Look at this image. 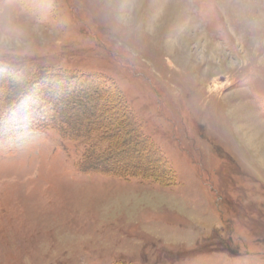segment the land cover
Segmentation results:
<instances>
[{
	"label": "rangeland",
	"instance_id": "obj_1",
	"mask_svg": "<svg viewBox=\"0 0 264 264\" xmlns=\"http://www.w3.org/2000/svg\"><path fill=\"white\" fill-rule=\"evenodd\" d=\"M9 2L0 264H264V0Z\"/></svg>",
	"mask_w": 264,
	"mask_h": 264
},
{
	"label": "trees",
	"instance_id": "obj_2",
	"mask_svg": "<svg viewBox=\"0 0 264 264\" xmlns=\"http://www.w3.org/2000/svg\"><path fill=\"white\" fill-rule=\"evenodd\" d=\"M70 76L72 77V79L75 78V79L79 80L80 77H87V78H89L91 75H83V74L81 75V74H78L77 73V75L71 74ZM39 77H40V82H43V83L46 82L47 84H49L48 82H51L54 78H56V77H53L52 74H46L44 76L43 75H40V76L37 77V80L38 81L36 80L37 81L36 84L39 83ZM43 77H45V78H43ZM67 78H68V76H67ZM68 80L69 79H66V81H68ZM72 82H73L72 83V86H75L76 83H77V82H75L73 80H72ZM78 84H79V81H78ZM34 86H35V84L23 83V85H21L20 83H18L17 87H15L14 89H12L11 93L8 92V94L5 96L6 97V101H7V106H6L7 108L4 110L5 111V114H7V116L10 115V113L14 110L13 107L15 105L22 106V104L19 103V101L24 96H27L29 98L33 97L35 100L37 99L38 101L45 100L44 94L41 92V90L38 91V92L34 91V89H33ZM72 93H74V92H72ZM69 97H70V100H74L75 99L74 102H76V103H74L73 106H76V108H79L80 106H82L83 107L82 109H85L87 102H90L89 98L85 99V98L78 97L76 95H70ZM100 97H101V93H98L97 94L98 101H99ZM50 98L51 97H50V94H49L48 100ZM97 104H98V102H97ZM30 105H31V102L29 100H27V106H30ZM82 109L79 108V110H82ZM54 117H55V119H54ZM54 117H53V119H54L53 126H55L57 128L60 127V128H64L65 129L67 125H69L73 121H75L74 117L67 119V118H65L63 116L62 117L60 116L61 117L60 118V117L57 116V113L54 114ZM124 151L125 150L116 151L115 153H112V155H106V157L115 156V155L120 154L121 152H124ZM104 158H105L104 156L101 157V158L98 157L97 158V163L102 162ZM96 167H97V170L98 171H106V172H108V171H114V169H108L107 167L104 168V166L103 167L96 166Z\"/></svg>",
	"mask_w": 264,
	"mask_h": 264
},
{
	"label": "clouds",
	"instance_id": "obj_3",
	"mask_svg": "<svg viewBox=\"0 0 264 264\" xmlns=\"http://www.w3.org/2000/svg\"><path fill=\"white\" fill-rule=\"evenodd\" d=\"M27 23L26 13L20 6L0 0V41L19 42Z\"/></svg>",
	"mask_w": 264,
	"mask_h": 264
}]
</instances>
